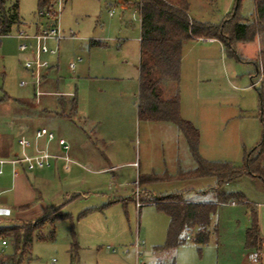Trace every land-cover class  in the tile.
I'll use <instances>...</instances> for the list:
<instances>
[{"label":"rangeland","instance_id":"rangeland-1","mask_svg":"<svg viewBox=\"0 0 264 264\" xmlns=\"http://www.w3.org/2000/svg\"><path fill=\"white\" fill-rule=\"evenodd\" d=\"M126 1L129 5L138 2ZM188 1L189 14L194 20L214 25H220L231 15L237 2ZM58 2L52 0L51 6L43 10L48 15L42 16L38 11L39 0H19L22 24L14 26L9 37L0 38V134L19 138V145L22 137L18 133L28 126L35 135L38 131L44 134L42 142L47 139L46 133L53 132L57 147L63 138L68 145L84 151L89 155L91 169H88L90 174H85V181L79 184L78 192H87L88 197L83 199L84 195L75 194L61 204L59 192L63 184L68 186V181L60 182L57 175L50 176L44 185L43 199L54 207L36 221L21 225L48 235L51 220L69 213L73 220L56 222L54 241L35 240L23 264H151L155 248L167 242L169 222L152 205L144 206L142 214H137V197L141 202L174 194H181L185 200L197 197L216 205L211 215L210 240L200 245L194 241L192 231L186 232L183 243L169 257L166 253H155L157 262L161 260L166 264L176 258V264H261L258 248L247 243V231L253 225L254 215L258 218L260 236L264 235L258 211L264 206V183L259 178L245 175L225 185L222 190L233 198L224 202L215 192L217 180L212 177L169 184L152 179L165 172L178 174L180 164L188 170L196 162L189 146L176 142L184 141L176 124L139 119L141 25L138 3L134 8L123 10L118 1L63 0L61 6ZM238 15L253 20L254 0H242ZM56 23L63 34L71 38L59 43L48 42L56 54L42 57L50 67L44 71L45 79L38 91L32 85L21 86L22 81H32L25 63L33 59L35 42L29 41L28 50L21 51L22 41L16 38L17 34L33 35L38 29H48ZM99 40L106 46H92L93 41ZM216 45L205 40L184 44V72L182 83L177 84L180 115L187 119L181 114L182 95L185 114L190 118L187 120L200 133V156L242 168L245 154L255 148L263 136L258 94L253 85L260 78H254L255 68L251 63L256 58L258 42L238 46L239 56L245 61L230 57L225 51L222 56ZM72 61L74 70L70 68ZM203 65L212 75L210 94L214 97L199 100L195 92L201 74L198 67L204 68ZM76 98L77 110L73 108ZM216 104L228 111L226 119H221L212 109ZM43 114H57L59 118L47 120ZM84 116L94 120L93 127L83 122ZM27 153L33 155L30 150ZM132 162L137 163L150 192L139 189L137 168L124 165ZM100 168L106 171L96 173ZM64 176L60 169L62 180ZM10 219H2L1 223L10 225ZM188 236L192 237L191 241ZM74 242L76 247H73ZM137 243L140 244L139 257ZM259 248L264 251V242Z\"/></svg>","mask_w":264,"mask_h":264},{"label":"trees","instance_id":"trees-1","mask_svg":"<svg viewBox=\"0 0 264 264\" xmlns=\"http://www.w3.org/2000/svg\"><path fill=\"white\" fill-rule=\"evenodd\" d=\"M241 1L237 0L231 15L220 25L194 20L189 14L188 0H179L177 4L167 0L140 1L139 119L176 124L183 133L191 156L196 162V168L193 170H180L174 176L155 175L152 179L157 182H172L212 177L217 180L215 192L221 202L233 198L222 190L223 187L245 175L259 178L264 183V0H254L255 16L251 21L238 15ZM51 4L52 0H39V13L47 10ZM21 24L19 0H0V37L9 35L14 26ZM257 38L261 40L262 48L257 62L253 63L256 69L254 78L260 79L253 82V85L259 100L258 117L263 126L262 140L245 154L242 168H235L227 162L206 161L199 153L198 129L180 115V91L177 90V84L179 85L181 81L183 46L191 40L214 39L221 42L228 56L245 61L239 56L237 45L252 43ZM98 44L93 42L92 46ZM168 85H173L175 92L166 97L164 87ZM74 104L76 106L73 108L76 110V99ZM145 181L140 177V183L144 184ZM140 203L153 204L159 212L169 218L167 242L164 246L156 247L155 253H166L169 257L168 255L183 243L185 239L183 235L190 231L194 233V241L197 244L206 245L209 242L211 215L216 210V205L187 202L181 194L157 197ZM63 220L72 221L73 218L69 213L51 220L52 229L48 235L42 231L35 233L31 226L21 225L24 223L0 226V240L6 239L10 245L7 254L0 256V264H23L24 257L30 252L35 240L54 241L55 224ZM247 243L250 247L258 248L259 252L262 250L259 248L263 240L260 236L257 215H254L253 225L247 231ZM76 246L74 242L73 247ZM156 264L165 263L158 260ZM166 264H176V258L170 259Z\"/></svg>","mask_w":264,"mask_h":264},{"label":"crops","instance_id":"crops-1","mask_svg":"<svg viewBox=\"0 0 264 264\" xmlns=\"http://www.w3.org/2000/svg\"><path fill=\"white\" fill-rule=\"evenodd\" d=\"M102 1H105V2L109 1V2H115V3L118 1L119 3H121L123 10H125L127 8H131V7L134 8V6L138 3V5H136V6L139 8L138 12L140 13V25H141V11H140L139 0H138V2H134V3L132 2L131 5L127 4L126 0H102ZM111 15H113V12L111 13ZM40 30L41 29H38L36 31V33ZM10 34L7 36H3V37H9ZM0 38H2V37H0ZM200 40H205V41H207L208 44H218L219 46L216 45V46H218V47H216V50H219L221 55L223 56V51H225V49H224V46L221 44V42L214 40V39H200ZM256 40L258 42V50H257L256 58L254 59V61L251 62L252 64L257 62L259 53H260L261 48H262L261 40L259 38H257ZM93 42L99 43L96 46H106L103 43V41H100V40L99 41H93ZM140 42H141V36H140ZM247 44H249V43H247ZM239 45H245L246 46V44L240 43L237 45V50H238ZM210 48H211V46H210ZM140 61H141V56H140ZM183 61H184V56L182 58V63H183ZM182 63H181V83H182V75H183L182 73L184 72L183 71L184 65ZM139 65H140V62H139ZM202 67H204V68L198 67V73L201 72V74L198 75L197 89L195 92V96L199 100L200 99L206 100L210 97H214L210 94L212 75L209 73L206 66L203 65ZM254 68H255V66H254ZM255 75H256V69H255ZM213 78H215V77L213 76ZM43 79H45L44 76H43ZM43 79H42V81H43ZM41 84H42V82H41ZM173 88L174 87H172V89ZM172 89H171L170 85L164 87L166 97L171 95ZM71 95H72V93L68 94L67 96H71ZM76 96L77 95H75V97ZM76 103H77V108H76V110H77L78 109L77 98H76ZM183 106H184V103L182 101V95H181V114L183 115V117L190 119L186 116L185 109L183 108ZM212 109L216 112V114H219L221 116L220 117L221 119H226L229 116L228 111L225 110L223 108V106L220 104H216V106H214ZM76 112L79 115L78 111H76ZM44 116L47 120H54V119L59 118V116L57 114L44 115ZM187 119H185V120H187ZM82 120L84 123L89 124V126L93 127L94 120H92L89 116H84ZM187 121H189V120H187ZM1 124L2 123H0V127H1ZM166 126H170V124H166ZM91 128H90V130H91ZM30 129H31V127L27 126L26 128L23 129V132H21L22 131L21 130L18 133V135H20V137H25V138L29 139L33 143L34 147H32L28 150H30V152H32V154H34L35 153V144L38 145L39 148H44V147H46V145L48 143H47V139L44 142H42L40 140L38 142H36L35 132L32 129L31 130ZM94 131H95V129H94ZM49 133H53V132H49ZM96 134H97V132H96ZM181 136L184 139V141L182 139H178L176 142L178 144H183V142H185V144L188 146L185 137H183V135H181ZM18 139H16V137L14 139V137H10L9 135H6V134L1 135V137H0V159H11L12 157L20 154L21 148L18 145V141H17ZM98 139H100V138H98ZM54 140L52 142H50V144H49V149H50L51 153H53L55 155H59V153H62V155H60V156H64L68 153V155L71 159V163L67 164V162L64 159L60 158V159H52L51 165L49 167L36 168L34 170H29L25 164H20V165H17L15 167H13L10 164H7L3 167L4 174L0 176V226H3L1 221H2V219H5V218H11L10 221L12 223L10 225L21 224V223H26V222H34L37 219L43 217L52 207H54L53 204L48 205L47 202L43 199L45 197L44 192H43L44 191V185H45V183H47L50 176H52V175H55V176L57 175L59 177L60 182L61 181H63V182L68 181V186L66 184H63V185L61 184L62 188H61V191L59 192V197H60L59 202L61 204L65 200L69 199L71 196H73L75 194L84 195L83 199H86V197H88L87 192H78V189H79L78 186L81 182L85 181L84 180L85 174H90L89 170H88V169H91V166L88 164L90 162L89 155L88 154L86 155L84 151H82V150H80L74 146H71V145H69L70 150L68 152H66L64 149H62L60 147V145L57 147L56 143H54ZM60 140H64V139L62 138ZM102 141L103 140H101V142ZM201 142H202V140H200V144H201ZM175 144L176 143L174 142V145ZM95 147H96V145H95ZM201 153H202V151L200 150V155H201ZM102 156H106V155L102 154ZM107 158H109V157H107ZM203 159L206 161H211V160H207L205 158H203ZM180 161L181 160H179V164H180ZM211 162H219V161H211ZM124 165H130L132 167L137 168V163H135V162H132L129 164H124ZM195 168H196V163H195V166L193 168H190L188 170H193ZM51 169H52V171H50ZM60 169H62L64 171V175H65L64 180H62L60 178ZM178 169L179 170L177 171V173L180 170H185L182 168L181 164H180ZM188 170H185V171H188ZM105 171L106 170L104 168H100V169H98V171H96V173H103ZM164 174H168V175H172V176L176 175V174H169L168 172H165ZM137 176H138V180L136 181V183H137L139 189L144 190V192L145 191L150 192L151 191L150 186H147V184L140 183V177H142V174H141L140 169L138 170V168H137ZM174 182L175 181H172V183H174ZM84 183H86V182H84ZM166 183L169 184L168 182H166ZM151 193H153V192H151ZM6 194H10V195L5 196ZM110 200H111V198H110ZM186 201L192 202V203H205L203 200H201L197 197L186 199ZM146 205L147 206H149V205L154 206L153 204H140V206H138V207L136 206L137 214L141 215L142 214V208ZM258 211H259V216H260L259 222L261 224V229H263V227H264V206H262V207L260 206ZM164 216L169 222V218L165 214H164ZM261 231H263V230H261ZM261 236H263L262 239L264 242V235L262 233H261ZM258 253L261 257V264H264V251L261 250ZM157 259H158L157 254L153 253L151 264H155L157 262ZM144 264H148V263H144Z\"/></svg>","mask_w":264,"mask_h":264},{"label":"built area","instance_id":"built-area-1","mask_svg":"<svg viewBox=\"0 0 264 264\" xmlns=\"http://www.w3.org/2000/svg\"><path fill=\"white\" fill-rule=\"evenodd\" d=\"M62 1L63 0H59L58 2L59 6L63 4ZM140 1L141 0H139V2ZM40 15L46 16L48 14L42 11ZM56 20L58 22L57 17ZM16 38L22 41L20 45L21 51L28 50L29 41L33 40L35 42L33 59L25 63L26 70L32 75V81H22L21 86L27 87L29 85H32L36 88V91H38L41 86L44 71L48 70L50 67L49 62L42 60V57L43 55H47V54H56L55 51L49 48L48 42L53 40L59 43L71 37L64 35L56 23L51 28L40 30L33 35H29L25 32H20L19 34H17ZM70 68L72 70L75 69L74 61L70 63ZM43 135L44 134L41 131H38L35 135L36 142H38L43 137ZM46 136L48 143L46 147L39 148L38 145L35 144V153L33 155H29L27 153L28 149L34 147L33 143L29 139L22 137L21 140H19V146L21 148L20 154L12 157L11 159H0V176L4 174L3 167L7 164L12 165L13 167L20 164H25L29 170H34L36 168L49 167L51 165L52 159L62 158L67 162V164L71 163V159L68 153L64 156L55 155L51 153L49 149V144L55 139V136L53 133H49V132L46 133ZM59 145L66 152L70 150V147L65 140H60ZM137 202H138L137 203L138 206H140L141 203L138 201V197H137ZM187 239L191 241L192 237L188 236ZM9 246H10L9 242L6 239L0 240V256L7 254ZM139 247L140 244L137 243L138 257L141 255V251L139 250Z\"/></svg>","mask_w":264,"mask_h":264}]
</instances>
